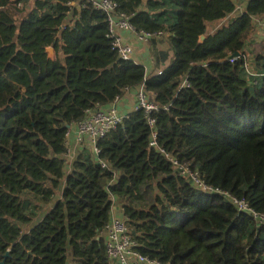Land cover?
I'll list each match as a JSON object with an SVG mask.
<instances>
[{
    "label": "trees",
    "instance_id": "obj_1",
    "mask_svg": "<svg viewBox=\"0 0 264 264\" xmlns=\"http://www.w3.org/2000/svg\"><path fill=\"white\" fill-rule=\"evenodd\" d=\"M20 1L0 0V264H111L104 232L117 199L153 260L264 264V223L179 177L149 125L181 165L264 215V0L240 14L234 0H113L154 35L151 70L120 57L91 3ZM143 86L159 111H131L97 153L67 163L69 129Z\"/></svg>",
    "mask_w": 264,
    "mask_h": 264
},
{
    "label": "built area",
    "instance_id": "obj_2",
    "mask_svg": "<svg viewBox=\"0 0 264 264\" xmlns=\"http://www.w3.org/2000/svg\"><path fill=\"white\" fill-rule=\"evenodd\" d=\"M76 5L79 8H83L85 4L91 3L94 7L107 14L109 22L110 37L113 39V48L118 52L120 57L124 60H133L135 62V49L132 43L125 41L123 33H130L136 38L137 42L147 43L154 37L148 33H137L131 24L130 16L126 13L117 12V5L113 0H76ZM20 9H23V5L19 3L16 5ZM262 30H264V21L259 22ZM243 55L235 56L231 59V62L236 60H242ZM161 73V72H160ZM251 76L256 74L249 71ZM156 93L145 94L144 86L138 89V100L136 106L128 111H122L117 102L107 109L92 110L87 113V117L81 123L71 127L67 132V153L65 158L67 163H72L75 160V154L72 149V141L81 145L83 148L93 150L97 153V142L104 138L111 130H114L120 125L128 114L133 110L144 109L148 114H152L159 111L160 106L155 102ZM149 125L152 130L151 135V147L158 148L167 160H169L177 169L179 177L187 178L192 181L193 186L196 189L203 190L209 193H221L234 203L240 210L250 213L254 219L259 223H264V215L255 213L250 209L244 200H238L229 193H223L218 189H214L210 185L206 184L200 174L192 169L181 165L170 153L161 149L158 144V133L156 131L155 118L149 119ZM106 167V164L103 163ZM116 182L114 179L111 183ZM127 218L117 213L116 209H113L111 221L107 225L104 232L106 237L107 255L111 264H163L158 260H153L140 251L137 250V242L129 231L127 224Z\"/></svg>",
    "mask_w": 264,
    "mask_h": 264
},
{
    "label": "crops",
    "instance_id": "obj_3",
    "mask_svg": "<svg viewBox=\"0 0 264 264\" xmlns=\"http://www.w3.org/2000/svg\"><path fill=\"white\" fill-rule=\"evenodd\" d=\"M33 1L34 0H21L19 3H21L23 5V7L25 8L28 6H32ZM234 1L237 5L236 14H240V13L244 12L245 7H246L249 0H234ZM233 16H229L227 18V20L222 22V23L218 22V23L209 24L208 25V32L209 33L215 32L220 27H222L224 24L229 22L233 18ZM260 29L262 30V28L259 24V30ZM262 33H264V30H262ZM123 36H124L125 41L133 44L134 49H135V59H136L137 63L145 65L149 70H151L153 68V60H152V56L150 54L151 46L148 44V42L147 43L137 42L136 38L128 32L123 33ZM160 48L161 49H167L168 48L166 38L162 39ZM137 100H138V90H135V91L129 92L121 100H118L117 104L121 107L122 111L128 112L136 106ZM72 149L74 151L75 156H77L81 151H83L85 149V147L83 148L81 145L76 144V142L73 140L72 141ZM122 207H123L122 202L119 199H117L115 202L114 209H116L117 213L120 215L122 214Z\"/></svg>",
    "mask_w": 264,
    "mask_h": 264
},
{
    "label": "water",
    "instance_id": "obj_4",
    "mask_svg": "<svg viewBox=\"0 0 264 264\" xmlns=\"http://www.w3.org/2000/svg\"><path fill=\"white\" fill-rule=\"evenodd\" d=\"M204 40H205V36H202L200 41L203 42ZM48 52H49L50 58L55 59V52H54L53 48L48 49ZM238 55L239 54H236L235 56H238ZM2 264H4V263H2Z\"/></svg>",
    "mask_w": 264,
    "mask_h": 264
},
{
    "label": "rangeland",
    "instance_id": "obj_5",
    "mask_svg": "<svg viewBox=\"0 0 264 264\" xmlns=\"http://www.w3.org/2000/svg\"><path fill=\"white\" fill-rule=\"evenodd\" d=\"M263 36H264V33H262V30L260 29V30H258V32H257V34H256L255 37H256V38H260V39H262ZM249 67H250V70H251L252 72H254V70H253V68H254V64H253V63L250 64ZM27 198L29 199V197H27Z\"/></svg>",
    "mask_w": 264,
    "mask_h": 264
}]
</instances>
